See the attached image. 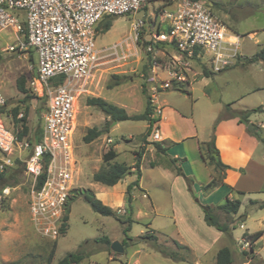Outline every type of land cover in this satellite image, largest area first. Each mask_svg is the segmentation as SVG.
I'll return each mask as SVG.
<instances>
[{
    "label": "rangeland",
    "instance_id": "rangeland-1",
    "mask_svg": "<svg viewBox=\"0 0 264 264\" xmlns=\"http://www.w3.org/2000/svg\"><path fill=\"white\" fill-rule=\"evenodd\" d=\"M202 1L213 15L225 24L232 36L239 37V62L245 60V64L249 63L247 59L253 57L264 45V0ZM173 3V0L147 1L135 15L113 17L109 31L97 29L95 45L101 59L97 70L85 84L84 91L76 95L74 107L76 129L72 136L70 153L74 189L91 190L107 206L111 205L118 209L119 204L125 203L123 188L113 189L96 183L92 179L93 174L102 167V157L111 148L119 153L116 161L127 165L136 162L133 154L137 155L140 152L143 154L141 185L142 183L145 185L148 197H144L140 191L136 192L133 211L125 215L126 218L130 216L134 219L131 230L126 235L124 231L126 225L119 219L95 213L90 205L79 197L71 205L66 233L61 235L56 243L43 238L34 230L30 220L31 179L25 174L24 166H20L15 175L7 179V185L0 188V264H57L69 253L83 255L84 258L79 264H205L200 258L196 259L194 255L182 251L181 254L187 255L186 261H172L155 251L150 241L139 239L145 234H156L159 243L175 249L173 241L187 245L191 243L194 235L203 233L200 230L202 222L199 224L198 218H194L195 211L191 210L189 205L192 204L196 208L204 205V194L198 192L190 196L188 202L183 187L176 182L172 171L167 170L173 168L170 158L161 154L156 155L155 149L153 153L148 151L149 148H154L152 142H156L153 139L156 125H153L151 134L147 136L149 122L124 121L115 124L100 110L88 106L86 102L87 98L100 97L124 108L129 115L144 112L147 96L151 97V88L155 86L152 78L155 76L165 78L166 71L174 60L173 56L176 55L174 49L164 45L152 53L147 49V42L156 31L154 19L158 16L157 11L161 8L163 10L173 8ZM137 19L144 20L145 27L138 40H135L132 23ZM252 33H255L253 37ZM21 40L22 33L16 34L11 28L0 31V54L3 56L0 62V88L7 99L5 113L1 114L0 119L2 125L7 128L15 132L21 131V125L16 124L12 116V110L18 107L20 115L27 113L28 133L24 139L33 141L36 131L42 124L40 112L43 101L33 93L29 85V80L36 75L38 56L31 48L21 49L18 44ZM11 47L14 50H11ZM149 53L152 61H149ZM154 61L158 66H155ZM237 61L238 59L234 61L235 64ZM149 63L151 64L146 72L145 67ZM189 63L196 74L191 77V83L186 87L191 95L169 89L158 94L160 101L165 100L170 107L185 111L186 116L194 105V111L198 114V111L204 109V93L207 90L206 86H209L208 90L213 95L216 107L219 108V112L222 110L216 121L227 109L231 113L241 109L264 107V60L245 66L237 64L211 77H204V70L208 68L207 63L204 64L202 60ZM113 76H124L125 82L108 89V84L115 82ZM21 78L25 79L26 94L31 96L27 101L24 100L26 94L17 87V82ZM144 89L146 93L143 92ZM153 107L155 108L154 104ZM230 119L234 118H224L217 123L215 121L209 128L211 135L221 122ZM243 125L246 128V139L251 138L255 144L252 146L253 159L264 166V144L255 135V130L258 133L264 132V112L253 113L249 123ZM251 125L254 126L253 131ZM91 128L101 130L107 128L108 132L105 131L96 140L86 144L83 137ZM164 132L165 128L162 127L160 130L162 136ZM108 138H112L113 143L108 144ZM13 155L24 157L25 153L13 150ZM151 162L156 163V166L153 167ZM135 179L136 174H132L125 178V182ZM5 188H9L6 195L3 194ZM255 191L247 195H236L241 207L234 221L236 226L232 232L234 238L240 237L247 228L251 232L264 229L262 218L264 211L255 208L252 203L264 199V183ZM224 192H227L224 188H215L210 199L211 205L223 202ZM197 200L200 204L196 202ZM198 208L197 211H201ZM119 211L117 216L122 219L124 214ZM247 214L251 216L247 217ZM220 216L224 221V214L220 213ZM147 223L150 225L147 226ZM242 223L246 229L240 227ZM212 232H215V229H212ZM103 237L109 238L112 243L127 241L128 246L123 253H115L110 246L97 241ZM127 237L130 239L127 240ZM245 239L249 243L250 239L248 237ZM245 239L243 241H246ZM215 243L216 248L225 245L224 247L232 251V264H264V239L256 255L251 254L249 247L246 251H241L238 240L231 237L217 239ZM53 250L54 257L49 260Z\"/></svg>",
    "mask_w": 264,
    "mask_h": 264
},
{
    "label": "built area",
    "instance_id": "built-area-1",
    "mask_svg": "<svg viewBox=\"0 0 264 264\" xmlns=\"http://www.w3.org/2000/svg\"><path fill=\"white\" fill-rule=\"evenodd\" d=\"M173 2V8L164 9L154 19L156 31L147 48L156 52L157 44L167 42L177 50L166 77L152 78L153 104L158 94L174 89V85H190L196 74L189 62L200 59L209 70L220 73L239 57V37L232 36L203 1ZM146 3L147 0H0V31L11 28L16 34L26 33V41L18 44L21 49H33L38 56L36 75L29 85L38 98H43L40 142L35 138L18 140L17 132L2 125L0 119V173L13 166L16 158L23 163L31 179L30 220L43 238L56 241L61 237L67 203L74 190L70 165L76 129L74 107L76 95L84 91L101 59L95 45L96 30L105 17L135 15ZM144 27V20L133 21L135 40ZM6 107L7 99L0 88V116ZM154 112L152 118L157 119L161 108L156 107ZM153 139L161 140L157 127ZM107 143H113V139L108 138ZM13 150L25 156L15 157ZM8 192L9 188L3 190L5 195Z\"/></svg>",
    "mask_w": 264,
    "mask_h": 264
},
{
    "label": "crops",
    "instance_id": "crops-1",
    "mask_svg": "<svg viewBox=\"0 0 264 264\" xmlns=\"http://www.w3.org/2000/svg\"><path fill=\"white\" fill-rule=\"evenodd\" d=\"M254 34L255 33H252L251 37H253ZM262 47H264V45L260 47L259 51L262 49ZM251 58H248L247 60L251 61ZM237 59H238L237 61L238 63L235 64L234 62L231 65V67L229 66L223 71L229 70L232 67L236 66L237 64H241L245 66L254 63V62H249L245 64V60H243V62L242 61L239 62L240 61L239 57ZM223 71H221L220 73H222ZM216 74H213L211 76H214ZM206 87H207L206 89L208 90L209 86ZM207 90L204 93V101H203L204 109L202 111H198V114H196L193 105L192 111L188 113V116L185 115L186 114L184 113L185 111H180L178 108H172L167 103V101L165 100L160 101L159 98H157L156 102L154 103V106L155 108L156 107L161 108V115L157 118V122H156V127L158 128L161 137V140L158 142L161 143V145L164 148H166V152L165 153L157 152L154 145H153L154 148H149L148 151L150 153H153L155 149L156 155L161 154L162 156H166L170 158L171 164H173L172 165L173 168L168 167L169 169L167 170L172 171L173 175L175 176L174 179H176V182H178L179 185L183 187V193L185 194L188 202L190 201V196L192 197V195L201 192L205 196V200L203 204L217 208L218 206L223 204L227 198H229L230 200H235L236 195H238L237 192H243L244 194L242 195H247L249 193L256 192L255 190H257V188H260L261 185L264 183V166L257 163L253 159L252 146L254 147L255 144H253L254 142L251 138H249L250 140L246 139L247 136L246 128L243 124L239 123L237 118L221 122L215 128L214 134L211 135L209 128H211L212 124L216 121L218 114L222 112V110H220L219 112L218 110L219 108L216 107L217 104L214 103L213 95L209 90L208 91ZM242 110H252V109H241L239 111ZM162 127L165 128V132L163 136L160 133ZM213 135L215 136V147L219 151L220 160L222 161L223 164L228 165L232 168L231 170L226 171L223 182L217 187V188L220 187L224 188L227 191L223 193L224 196L223 202H221L218 205H214V204L211 205V201H210L215 189L208 191H204L203 189L214 179L216 173L214 170V166H208L200 150V147L202 145H206V143L210 142ZM133 158H136V155L133 154ZM134 164L135 163L129 166H133ZM150 164H155L156 166V163L151 162ZM178 169H180L181 174L183 175H178ZM240 169H243V172H241ZM134 170L135 169H132V171ZM185 177L189 178L191 181H189L188 183ZM141 178H143L142 175ZM141 178L139 180V187L135 188L133 191L132 206L134 204V200L136 198L135 194L137 191H140L144 197H148V192L145 188V185L143 183L141 185ZM136 179H137V175H136ZM135 180H129L125 182V179H123L112 188L117 189L121 187L123 188L122 191L123 194H125L128 185L133 183ZM196 202L199 203V200H197ZM256 202L257 204H253L254 207L262 209L259 207L260 206L259 204L263 203L264 199H260ZM202 206L203 205H199L198 206L199 208L197 207L198 209H201V211L198 210L200 213L199 214L195 206H193L192 204L189 205L190 209L195 211V214L197 216V217L194 216V218H198L199 224L202 222V224H200V230L203 232L202 234L198 233L194 235L193 239L191 240V243H188L187 245L182 244L184 246H187L191 250L192 256L194 255L196 259L200 258L201 260H203L205 264L207 263L217 264L216 263L217 253L219 252V250L224 248L225 245L216 248L214 247L216 244L215 241L217 239L218 240L226 239V237H231L233 238V240L234 239L238 240L239 242L238 245L240 246L241 251L242 250L246 251L247 247H249L248 249H250L252 255L258 254L257 251L261 249V242L264 239V229H259L258 231H262V235L253 244L250 243L249 241L250 243L249 244L247 239H245L244 234H254L258 231L251 232L245 226V224L242 223L240 224V227L242 229L247 228V231L242 232V234L238 238H234L232 234L233 230L235 229H233L230 234L220 232L214 227H210L205 223L204 214L201 208ZM109 207H111L113 210L116 211L120 210L121 211L120 213H123L124 214L123 217L126 218L125 215L128 214L126 210V202L125 203L122 202L121 204H119L118 209L112 207L111 205ZM262 211H264V208L262 209ZM238 215L239 212L237 215H233V216L224 215L223 219L228 222H233L232 225H235L234 221ZM249 216L251 215L247 214V217ZM123 217L122 220H124ZM262 218L264 221V214ZM178 219H180V217H178ZM149 225L150 224L147 223V226ZM212 229H215V232H212ZM150 231L154 232V230L152 229H150ZM211 235L213 236V240ZM243 239H245L246 241H243ZM231 254H232V262H233L232 251Z\"/></svg>",
    "mask_w": 264,
    "mask_h": 264
},
{
    "label": "trees",
    "instance_id": "trees-1",
    "mask_svg": "<svg viewBox=\"0 0 264 264\" xmlns=\"http://www.w3.org/2000/svg\"><path fill=\"white\" fill-rule=\"evenodd\" d=\"M147 1H154V0H147ZM202 1V0H199ZM163 11V8L159 9L157 11V15H159ZM113 23V17L112 16H107L105 17L102 22L100 23V27L97 28L98 30L101 29L104 32H107L110 30L112 27ZM25 25V24H24ZM161 30V29H160ZM26 33L23 36V40L26 41ZM149 43V42H147ZM170 47L174 49L176 52L177 50L175 47L171 44H168L167 42H161L157 44V47H162V46ZM3 56L0 54V62L2 61ZM200 60V59H197ZM258 60H264V47L253 57L251 58V61L249 62H255ZM149 61H152L151 54L149 53ZM149 63L146 67L145 70L147 72L148 68L150 67ZM216 74L209 70V68H205L204 70V76L210 77L211 75ZM115 79L114 83H109L108 84V89L113 88L114 86H119L125 82V77L124 76H113ZM174 89L180 90L184 93H187L190 95V93L187 91V86L185 84L181 85H174ZM17 87L19 91L22 93H27L25 89V79L21 78L17 82ZM143 92L146 93V90L144 89ZM31 99V96L26 94L25 96V101ZM42 100L43 98H39ZM87 105L91 107H95L98 110H100L105 116L109 117L111 122H124V121H146L149 122V129H148V134L149 136L152 132V124L157 121V119H153L152 115L154 113V107L151 102L150 96H147V102H146V107L143 113L141 114H135V115H129L124 108L118 107L112 103H109L103 98L100 97H90L87 98L86 100ZM230 105H228L229 107ZM6 108H3L2 113H5ZM229 109L226 110L225 114L220 115L218 120L216 121L219 122L221 119H226V118H237L239 123L241 124H248L249 123V118L253 113H259V112H264V107L259 106L256 107L252 110H242V111H233L231 113L228 112ZM20 115V109L18 107L14 108L12 110V116L16 122V124L21 125V131L17 132L18 140H23L24 137L28 133V128H27V113L23 115L21 118H19ZM41 126L40 128L36 131L34 138L36 142L41 141ZM108 132L107 128L105 130H101L98 128H91L87 131V133L83 137V141L86 144H89L96 140L98 137H100L102 134ZM255 135L257 138L264 144V132H256L255 130ZM154 145L155 149L159 153H165L166 148H164L161 143L159 142H152ZM202 156L206 160V163L208 166H214V170L216 175L214 176V179L203 189L204 191L212 190L217 188L222 182L223 179L225 178V173L227 170H231L232 168L228 165H225L222 163L219 157V151L215 147V136L213 135L210 142L206 143V145H202L200 147ZM206 151V152H205ZM216 154V156L214 155ZM118 157V153L115 151L114 148L109 149L102 157L103 159V165L97 171L96 173L93 174V181L96 183H100L104 186L107 187H113L117 185L121 180L125 179L128 175L131 174H136L137 179L128 185L127 190L125 192V202H126V210L127 213H132L133 211V191L135 188L139 187V180L141 178V162L143 158V154L140 152L136 155V162L133 166H129L126 163H120L117 162L116 159ZM153 167L155 164H151ZM23 166V163L21 162L20 159L16 158L14 160V165L7 168L3 173H0V188L2 189L7 185V179L14 176L15 172L18 171L19 167ZM132 169H135V172L132 171ZM241 172H243V169H240ZM178 175H183L181 174L180 169H178ZM187 182L191 181L189 178L185 177ZM42 179L39 180V184H41ZM191 183V182H190ZM238 194H244L243 192H237ZM82 198L85 202H87L92 210L100 214L102 216H113L117 219H119L122 224L126 225L125 227V233L127 235V232L131 230L132 223H134L133 219L129 216L128 218L122 220L117 216V211L113 210L111 207L105 205L101 200H99L94 192L88 189H74L72 192V196L69 199L66 207V214L64 217L65 223L63 224L61 228V233L64 235L67 231V222L69 221V215L71 213V205L72 203L78 199ZM253 204H257V202H252ZM260 208H264V202L259 204ZM241 207V202L238 199L235 200H230L229 198L226 199V201L218 206L217 208L208 206V205H203L202 211L204 214V221L205 223L210 226L214 227L220 232L230 234L233 229H235V225H232L233 222H228L226 220L222 221L220 213L228 216H233L237 215ZM220 212V213H219ZM262 235V231H258L254 234H244L245 237H248L253 244L260 236ZM130 238L127 237V240ZM139 239L143 240H148L151 242L152 247L155 251L163 255L165 258H168L172 261L179 262V261H186L187 255L181 254V251L183 253L191 254V250L182 244H180L177 241H173L174 246L176 247L175 249L169 248L158 241V237L154 234H145L141 236ZM57 241V240H56ZM55 241V243H56ZM102 243L108 245L111 247L112 241H110L109 238L103 237L100 240ZM122 246L125 250V247L128 246L127 241H123ZM56 245V244H55ZM254 247V246H253ZM54 250L51 252L49 260H51L54 257ZM83 255L80 253H69L67 254L63 259H61L57 264H79L83 260ZM216 263L217 264H231L232 263V254L229 248L224 247L219 252L217 253L216 257ZM17 264V263H13Z\"/></svg>",
    "mask_w": 264,
    "mask_h": 264
},
{
    "label": "water",
    "instance_id": "water-1",
    "mask_svg": "<svg viewBox=\"0 0 264 264\" xmlns=\"http://www.w3.org/2000/svg\"><path fill=\"white\" fill-rule=\"evenodd\" d=\"M114 123L116 124L117 122H114ZM250 128H251V130L253 131L254 126L251 125ZM214 155L216 156V154H214ZM111 250H112L113 252H115V253H120V254L124 252V248L122 247V245H121L120 242H113V243L111 244Z\"/></svg>",
    "mask_w": 264,
    "mask_h": 264
},
{
    "label": "bare ground",
    "instance_id": "bare-ground-1",
    "mask_svg": "<svg viewBox=\"0 0 264 264\" xmlns=\"http://www.w3.org/2000/svg\"><path fill=\"white\" fill-rule=\"evenodd\" d=\"M233 40V39H232Z\"/></svg>",
    "mask_w": 264,
    "mask_h": 264
}]
</instances>
